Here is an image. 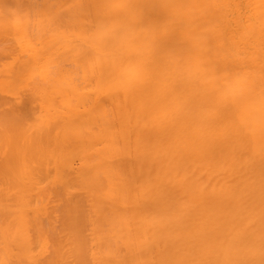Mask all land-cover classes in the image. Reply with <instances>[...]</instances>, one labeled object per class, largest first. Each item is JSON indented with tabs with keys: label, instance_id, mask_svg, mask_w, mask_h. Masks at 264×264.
I'll list each match as a JSON object with an SVG mask.
<instances>
[{
	"label": "bare ground",
	"instance_id": "1",
	"mask_svg": "<svg viewBox=\"0 0 264 264\" xmlns=\"http://www.w3.org/2000/svg\"><path fill=\"white\" fill-rule=\"evenodd\" d=\"M0 264H264V0H0Z\"/></svg>",
	"mask_w": 264,
	"mask_h": 264
}]
</instances>
